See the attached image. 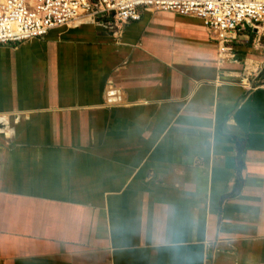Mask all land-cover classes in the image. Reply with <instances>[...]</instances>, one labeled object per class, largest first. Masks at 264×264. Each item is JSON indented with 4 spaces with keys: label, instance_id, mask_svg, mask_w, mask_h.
I'll return each mask as SVG.
<instances>
[{
    "label": "crops",
    "instance_id": "crops-1",
    "mask_svg": "<svg viewBox=\"0 0 264 264\" xmlns=\"http://www.w3.org/2000/svg\"><path fill=\"white\" fill-rule=\"evenodd\" d=\"M232 55L151 12L0 48V264H264V22Z\"/></svg>",
    "mask_w": 264,
    "mask_h": 264
},
{
    "label": "built area",
    "instance_id": "built-area-1",
    "mask_svg": "<svg viewBox=\"0 0 264 264\" xmlns=\"http://www.w3.org/2000/svg\"><path fill=\"white\" fill-rule=\"evenodd\" d=\"M142 12L201 21L223 63L233 60V43L246 27L262 26L264 0H6L0 7V48L43 40L84 20H110L119 31L139 21ZM240 83L247 91L254 89L249 76Z\"/></svg>",
    "mask_w": 264,
    "mask_h": 264
},
{
    "label": "rangeland",
    "instance_id": "rangeland-1",
    "mask_svg": "<svg viewBox=\"0 0 264 264\" xmlns=\"http://www.w3.org/2000/svg\"><path fill=\"white\" fill-rule=\"evenodd\" d=\"M1 1H2V3H1V4H4L6 0H0V2H1ZM3 2H4V3H3Z\"/></svg>",
    "mask_w": 264,
    "mask_h": 264
},
{
    "label": "bare ground",
    "instance_id": "bare-ground-1",
    "mask_svg": "<svg viewBox=\"0 0 264 264\" xmlns=\"http://www.w3.org/2000/svg\"><path fill=\"white\" fill-rule=\"evenodd\" d=\"M2 3V1L0 2V7L3 5V4H1ZM4 3V2H3Z\"/></svg>",
    "mask_w": 264,
    "mask_h": 264
}]
</instances>
